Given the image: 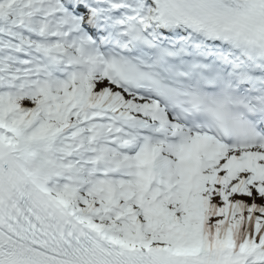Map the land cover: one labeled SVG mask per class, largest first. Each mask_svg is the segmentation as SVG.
<instances>
[{"label": "snow or ice", "instance_id": "snow-or-ice-1", "mask_svg": "<svg viewBox=\"0 0 264 264\" xmlns=\"http://www.w3.org/2000/svg\"><path fill=\"white\" fill-rule=\"evenodd\" d=\"M0 264H264V0H0Z\"/></svg>", "mask_w": 264, "mask_h": 264}]
</instances>
